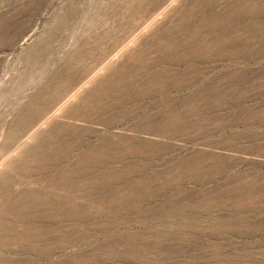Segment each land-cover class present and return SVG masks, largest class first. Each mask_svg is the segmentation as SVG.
<instances>
[{"label": "rangeland", "instance_id": "1", "mask_svg": "<svg viewBox=\"0 0 264 264\" xmlns=\"http://www.w3.org/2000/svg\"><path fill=\"white\" fill-rule=\"evenodd\" d=\"M0 264H264V0H0Z\"/></svg>", "mask_w": 264, "mask_h": 264}]
</instances>
